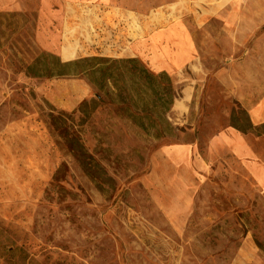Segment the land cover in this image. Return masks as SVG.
Listing matches in <instances>:
<instances>
[{
    "label": "rangeland",
    "instance_id": "obj_1",
    "mask_svg": "<svg viewBox=\"0 0 264 264\" xmlns=\"http://www.w3.org/2000/svg\"><path fill=\"white\" fill-rule=\"evenodd\" d=\"M168 3L153 23L186 22L211 47L210 74L185 82L193 96L169 130H142L111 102L117 88L25 72L40 53L120 58L118 0H0V264H264V176L219 137L233 125L264 134L243 106L264 81L220 18L196 16L212 1ZM100 65L131 88L129 64Z\"/></svg>",
    "mask_w": 264,
    "mask_h": 264
},
{
    "label": "crops",
    "instance_id": "obj_2",
    "mask_svg": "<svg viewBox=\"0 0 264 264\" xmlns=\"http://www.w3.org/2000/svg\"><path fill=\"white\" fill-rule=\"evenodd\" d=\"M118 1L119 6H115L111 12L116 14V17L124 19V22L119 24L120 33L122 28L124 40L122 45L120 43V58H135L150 73L155 75L164 73L169 77L174 98L165 113L168 121L176 109L183 107L182 104L185 105L182 113H187L188 99L193 96L192 92L195 85L191 86V92L189 85L184 84L190 80L198 83V88H200L201 83L210 74V70L205 68L207 62L204 56V49L209 48V44L197 42L189 26L183 20H175L166 24L153 23L154 19L169 16L172 7H170L168 0H158L159 2L155 4L154 0ZM209 1H212V5L207 9L202 8L205 12L201 11L196 16H202L205 19L220 18L223 21L222 29L226 37L230 39L232 47L242 46L245 48V52L239 61L240 64L255 66V78L264 81V59L253 52L259 49V42L262 40L263 32L258 35V30L264 26V0ZM70 49L73 50V48ZM87 56L95 55L60 59L70 61ZM221 63L230 66L235 64L228 58H222ZM225 71L226 68H222L214 72L213 75L218 80L224 81ZM188 77L189 79H187ZM82 78L83 81L89 83L85 77ZM181 88L182 96L180 97L177 94ZM243 106L248 115L250 114L251 125L264 122V90L260 95L257 93L255 104L245 102ZM219 137L225 145L231 146L239 157L250 161L251 170L255 173L259 171L260 175L264 176L262 170L264 165V134L259 136L250 132H241L230 126Z\"/></svg>",
    "mask_w": 264,
    "mask_h": 264
},
{
    "label": "trees",
    "instance_id": "obj_3",
    "mask_svg": "<svg viewBox=\"0 0 264 264\" xmlns=\"http://www.w3.org/2000/svg\"><path fill=\"white\" fill-rule=\"evenodd\" d=\"M100 63L129 64L126 70L132 81L131 88L126 87L123 80L124 72H119L116 67L103 69ZM25 72L32 77L81 76L99 90L109 87L117 88L118 93L111 98V102L124 104L125 111H128L131 106L127 115L134 125L144 130L143 126L146 125L144 122L149 121L147 125H166L167 130L171 128L170 122L165 117L174 98L169 77L164 73L157 75L150 73L135 58L110 59L87 56L62 61L54 54L40 53L32 63L27 65ZM119 82L120 85L117 84ZM232 127L241 132H247L235 125ZM160 136L162 137V135H156V137Z\"/></svg>",
    "mask_w": 264,
    "mask_h": 264
},
{
    "label": "bare ground",
    "instance_id": "obj_4",
    "mask_svg": "<svg viewBox=\"0 0 264 264\" xmlns=\"http://www.w3.org/2000/svg\"><path fill=\"white\" fill-rule=\"evenodd\" d=\"M62 54L65 57H70V56H72L73 52L71 51V49L69 48V46H66L62 50Z\"/></svg>",
    "mask_w": 264,
    "mask_h": 264
}]
</instances>
